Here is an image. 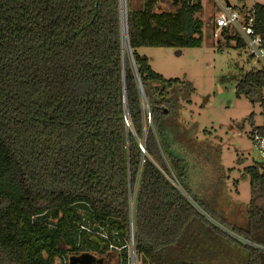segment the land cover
<instances>
[{
  "label": "trees",
  "instance_id": "trees-1",
  "mask_svg": "<svg viewBox=\"0 0 264 264\" xmlns=\"http://www.w3.org/2000/svg\"><path fill=\"white\" fill-rule=\"evenodd\" d=\"M158 3L127 10L142 94L120 0H0V264H264V164L244 168L251 196L231 220L192 180L191 85L138 51L201 46L202 0ZM237 92L264 105V66Z\"/></svg>",
  "mask_w": 264,
  "mask_h": 264
},
{
  "label": "rangeland",
  "instance_id": "rangeland-1",
  "mask_svg": "<svg viewBox=\"0 0 264 264\" xmlns=\"http://www.w3.org/2000/svg\"><path fill=\"white\" fill-rule=\"evenodd\" d=\"M167 1L159 0L158 6L168 9ZM202 1L205 8L212 6L213 11L206 9L201 14L204 20L201 46L182 49L143 46L138 51L166 78H180L191 85V101L183 103L181 119L197 126L196 143L191 147L195 160L192 180L200 185L201 191H221L220 207L234 220L239 205L247 204L251 196L244 168L264 164L250 136L255 125L264 124V105L240 96L237 84L242 73L262 68L264 61L249 55L246 49L227 46L226 36L214 35L213 20L222 5L238 8L243 4L250 6L254 0ZM127 5V10L140 8L143 0H127ZM123 9L126 10V5Z\"/></svg>",
  "mask_w": 264,
  "mask_h": 264
},
{
  "label": "built area",
  "instance_id": "built-area-1",
  "mask_svg": "<svg viewBox=\"0 0 264 264\" xmlns=\"http://www.w3.org/2000/svg\"><path fill=\"white\" fill-rule=\"evenodd\" d=\"M254 13V5L248 7L241 6L238 8L230 4L222 5L221 10L213 20L214 35L218 36L221 30L225 28H234L245 41L246 50L249 55L264 61V44L262 37L256 34L254 30ZM252 140L254 146L259 151V155L264 160V131L259 129L254 130L252 133ZM176 185L181 188L178 183H176ZM252 244L258 246L257 244ZM132 253L134 254V251H132ZM133 264H135V260H133Z\"/></svg>",
  "mask_w": 264,
  "mask_h": 264
},
{
  "label": "water",
  "instance_id": "water-1",
  "mask_svg": "<svg viewBox=\"0 0 264 264\" xmlns=\"http://www.w3.org/2000/svg\"><path fill=\"white\" fill-rule=\"evenodd\" d=\"M120 2H121V0H120ZM121 24H122V11H121ZM127 28H128V25H127ZM127 55H128V58H129V61H130L131 65H132V67L134 69L135 75L137 77V80H138V83H139V87H140V91H141L142 94H144V90H143V87H142V83L140 81V77H139L138 70H137V67H136V64H135V60L133 58L132 49H131L130 42H129V37H128V50H127ZM125 56H126V50H125L124 41H123V58H124V64H125V58H126ZM125 92H126V89H125ZM125 102H126V110H127V114H128L126 94H125ZM128 125H129V123H128ZM132 228H133V223H132ZM133 241H134V238H133Z\"/></svg>",
  "mask_w": 264,
  "mask_h": 264
},
{
  "label": "bare ground",
  "instance_id": "bare-ground-1",
  "mask_svg": "<svg viewBox=\"0 0 264 264\" xmlns=\"http://www.w3.org/2000/svg\"><path fill=\"white\" fill-rule=\"evenodd\" d=\"M125 5H126V13L123 9V6H125ZM127 6H128L127 0H121V11H122V21H123L122 34H123V41H124L125 50H126V48L128 50ZM125 20H126V22H125Z\"/></svg>",
  "mask_w": 264,
  "mask_h": 264
},
{
  "label": "crops",
  "instance_id": "crops-1",
  "mask_svg": "<svg viewBox=\"0 0 264 264\" xmlns=\"http://www.w3.org/2000/svg\"><path fill=\"white\" fill-rule=\"evenodd\" d=\"M257 2H260V3H263V2H261V0H254V3L252 4V5H250V6H253V5H255V3H257ZM202 3H203V1H202ZM203 6H204V10H211V11H213V8H212V6H210L209 8H205V4L203 3ZM243 6L244 7H248V6H246L245 4H243ZM214 11H218V9L217 10H214Z\"/></svg>",
  "mask_w": 264,
  "mask_h": 264
}]
</instances>
